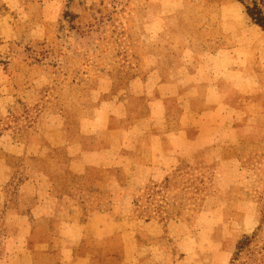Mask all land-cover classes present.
Instances as JSON below:
<instances>
[{"label":"rangeland","instance_id":"rangeland-1","mask_svg":"<svg viewBox=\"0 0 264 264\" xmlns=\"http://www.w3.org/2000/svg\"><path fill=\"white\" fill-rule=\"evenodd\" d=\"M67 11L73 17H65ZM229 50L246 58L245 66L232 67L245 89L233 100L262 97L256 103L264 104V33L234 0H0V264L32 248L19 242L5 250L4 240L11 238L5 217L29 213V225L38 232L44 223L33 215L46 209L69 214L71 202L58 206L64 197L85 215L105 212L119 225L102 255L108 264L126 258L137 264H264L262 126L236 125L232 136L238 139L217 141L134 192L119 187L127 176L118 167L90 177L68 169L74 147H97L92 120L103 101H127L126 120L109 122V128L121 127L148 110L147 96L130 95L131 81H172L207 62L202 56ZM203 175L204 185L193 184ZM26 181L31 193L21 188ZM39 184L51 185L47 207L33 192V185L42 189ZM194 203L199 207L191 211ZM160 206L176 208L180 216L158 215ZM257 228L249 250L232 261L237 241ZM49 254L58 261L59 251Z\"/></svg>","mask_w":264,"mask_h":264},{"label":"crops","instance_id":"crops-1","mask_svg":"<svg viewBox=\"0 0 264 264\" xmlns=\"http://www.w3.org/2000/svg\"><path fill=\"white\" fill-rule=\"evenodd\" d=\"M239 56L240 53L235 50L217 51L202 56L207 62H201L194 71L175 80L165 83L131 81L130 95L148 97L147 114L137 120L123 122L121 127L109 128L112 118L123 117L126 120L127 101L119 103L115 98L103 101L92 120L91 134L96 136L97 147L92 150L74 147L70 153L69 171L90 177L102 168L118 167L127 179L123 186L117 182L114 184L129 193L134 192L141 182L161 180L181 160H188L194 153L213 148L217 141L232 137L238 139L232 136L236 125L251 129L262 126L261 146L264 147V104L256 103L262 97H257L254 102L243 101L242 104L233 100L245 90L240 85L241 81L234 80L232 74L233 66H245L246 58ZM173 101L180 109L175 121L172 117L178 108L172 107ZM120 133L125 134L124 139L116 137ZM122 149L126 150L123 154ZM31 186L26 181L21 188L31 193ZM39 186H43L42 189L33 185V192L41 194V203L47 207L46 204L51 202V185ZM1 190L0 175V210ZM60 201L58 206L61 209L66 207V202H71L66 207L70 210L69 214L50 215L51 210L46 209L45 215H33L39 216L38 219L44 223L38 232L29 225V213L11 212L5 217L4 227L9 230L7 236H11L4 240L5 250L13 251V246L19 242L26 247L32 246L27 250V256L9 259L6 264H108L102 255L106 249L109 250L107 242L119 231L113 216L98 211L85 215L83 208L74 200L64 197ZM51 218L56 219L53 226L49 223ZM35 234L40 240L31 241V236ZM50 250L59 251L58 261L51 259ZM120 264H137V261L126 258Z\"/></svg>","mask_w":264,"mask_h":264},{"label":"trees","instance_id":"trees-1","mask_svg":"<svg viewBox=\"0 0 264 264\" xmlns=\"http://www.w3.org/2000/svg\"><path fill=\"white\" fill-rule=\"evenodd\" d=\"M235 2H237L238 4H240L241 6H243L244 8V12L247 16V18L250 20V22L252 23V25L256 26L257 28H259L261 30V32L264 33V0H234ZM69 13L67 11V13H65V17H70L73 15L68 16ZM72 19V18H70ZM187 168V170H189L191 167L186 165L185 166ZM183 170V166L178 167L175 172L173 173V175L171 177H167L164 179L163 182V188H168V185L174 181V179L177 177V175H179L181 173V171ZM205 175L200 176L199 177H195L192 182L194 184L195 181L198 180L199 184H203L204 185V179H205ZM208 180V178H207ZM196 190V188H195ZM157 194V193H155ZM152 196V195H151ZM149 196V197H151ZM193 207V209L191 211H196L197 208L199 207L198 203H194L193 205H191ZM195 208V209H194ZM157 214L158 215H166L165 218H171V215H175L176 217L180 216V210L174 208V209H167L162 206L159 207V209H157ZM146 220H150V216H148L146 218ZM261 224H262V220H261ZM259 231V228H257V230L251 235V236H247L244 235L242 238H240L235 246L234 249V253H233V259L232 261H235L240 254H242L244 251H248L249 247L252 243V241L255 239L256 237V233ZM232 263V262H231Z\"/></svg>","mask_w":264,"mask_h":264}]
</instances>
